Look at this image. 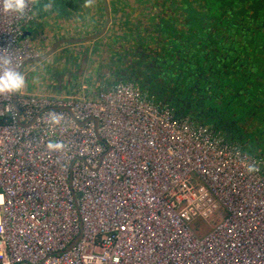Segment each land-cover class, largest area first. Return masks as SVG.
<instances>
[{
    "label": "built area",
    "instance_id": "built-area-1",
    "mask_svg": "<svg viewBox=\"0 0 264 264\" xmlns=\"http://www.w3.org/2000/svg\"><path fill=\"white\" fill-rule=\"evenodd\" d=\"M34 17L0 0V76L39 55ZM78 88L0 94V264H264L262 161L133 82Z\"/></svg>",
    "mask_w": 264,
    "mask_h": 264
},
{
    "label": "trees",
    "instance_id": "trees-1",
    "mask_svg": "<svg viewBox=\"0 0 264 264\" xmlns=\"http://www.w3.org/2000/svg\"><path fill=\"white\" fill-rule=\"evenodd\" d=\"M169 1L162 0L169 13L158 21L157 36L152 39L154 48L149 51L131 48L115 53L109 61L113 66L112 77L105 84L133 82L154 104L167 105L175 118L203 124L262 161L231 136L235 123L230 117L208 115L201 108L212 97L230 96L231 103L237 107L234 119L240 117L238 122L243 132L251 134L258 130V124H263L264 120L252 116V110L257 107H249L259 89L264 92V79L257 78L258 73L264 76V63L260 66L254 62L253 71L247 65L253 63L256 39L264 40V0H179L174 6L171 2L174 10L168 8ZM68 2L72 4L71 0ZM33 22L34 19L22 26L23 33ZM254 32H257L256 38H253ZM158 74L169 79L172 86L165 79V88L154 84L153 75ZM234 82H239L241 87L231 89L228 83ZM202 84L210 85V95H206L207 89ZM190 103L194 105L189 107ZM241 116L254 120L250 124ZM208 120L213 124L207 125Z\"/></svg>",
    "mask_w": 264,
    "mask_h": 264
},
{
    "label": "rangeland",
    "instance_id": "rangeland-1",
    "mask_svg": "<svg viewBox=\"0 0 264 264\" xmlns=\"http://www.w3.org/2000/svg\"><path fill=\"white\" fill-rule=\"evenodd\" d=\"M129 1H133L132 4H135L134 1L137 2V0H118L117 3L116 0H109L108 7L109 5H113L111 6V9H109L111 15V21H113L112 11H113V15L115 13V17L119 14L117 11L113 9H116V6L123 5L124 6L123 11H125L126 8L128 9L129 6H132L130 5L131 3H129ZM139 1L142 2L143 0H139ZM34 7H35V3H34ZM135 11L137 12V9H135ZM121 17H122V21H126L125 19L127 17L125 15H121ZM128 25L137 28L134 29L135 31H133V34H138L143 29L146 31V33H149L148 24H145L144 21L140 20L139 18L131 17L130 19L127 20V23L123 22L121 28L118 29V32L116 34H113V31L116 30V28H113L110 23V25L107 26V29L104 31L102 35H100L98 39L94 41L83 42L82 46H78L77 43L67 44L66 42L58 44L56 46V49L46 59L43 60L44 62L39 63L40 64L39 68L42 69V72L43 71L47 72L45 74H42V79L39 83L40 87L45 88L47 84L48 85L50 84L51 85L50 88L52 89L53 83H55L57 88L62 87L64 89L65 93L56 94L62 96L71 93H76V90L79 89L78 87H80L81 85L88 86L86 83L82 82V80L88 81V79H92L93 77L92 73L98 70L97 65L102 64L101 62L103 59H107V57L113 55L114 52H117L118 50L122 49V47L120 46L121 43L124 44L123 46H128L129 44V42L127 41L128 34L125 32L126 31L125 28ZM54 40H58V39H54ZM33 45L38 49V51L39 50L40 52L44 51V49H41V47H39L34 42ZM29 66L30 64H24L22 70L28 68ZM257 75H258L257 78H259L260 80L262 78L264 79V76L261 73H258ZM259 75H261L262 77ZM153 77H155L156 79V82L153 83L161 88H165L166 84L172 86V84H170L169 82V79L163 78V76L160 74L153 75ZM164 79L166 83L165 85L163 84ZM228 85L231 89H234L235 87H241L239 82L228 83ZM202 88H206L207 89L206 95H210V89H211L210 85L207 86L202 84ZM142 92L146 93L143 90ZM263 95L264 92L262 91V89H259L257 93V98H255L254 101L251 102V106L249 107V109L253 107L252 105L257 107L255 111L252 110V116L257 117L258 118L257 120L259 119L264 120V99L262 98L260 100V98ZM217 98L212 97L209 100H207V102H205L204 104V108L202 107L201 110L205 111L208 115H212V116L230 117L231 120L234 121L235 123L234 131L230 132L231 136L236 138L243 145L244 150L256 154L264 162V122L263 124L262 123L258 124L257 126L258 130L251 132V134L243 132V130L240 129L239 127L238 121L240 117L236 120L234 119L237 116V114L235 113L237 111L236 110L237 107H235L236 103H231L230 96H226L225 98H223L221 97V95H219V97ZM193 105L194 103L188 104L189 107ZM196 109L197 108L195 106V110ZM188 111L190 112V110ZM241 118H244L243 119L244 121L246 120L249 121L250 124L254 120L253 118H247L244 116H241ZM212 124L213 123L210 120H208L207 125H212ZM191 228L193 230L200 231L197 235L201 236L206 232V230L207 231L209 230L210 225H208L206 221L202 219H197L191 224Z\"/></svg>",
    "mask_w": 264,
    "mask_h": 264
},
{
    "label": "crops",
    "instance_id": "crops-1",
    "mask_svg": "<svg viewBox=\"0 0 264 264\" xmlns=\"http://www.w3.org/2000/svg\"><path fill=\"white\" fill-rule=\"evenodd\" d=\"M68 1L34 0V22L26 28L24 33L28 34V38L32 42L44 49L41 52L39 50V55L45 54L55 41H59V39H78L104 30L106 16L101 0H93L91 7L85 6L86 0H82V2L80 0H71L72 4H69ZM55 4H58V7H52ZM111 6L113 5H109V9H111ZM82 44L83 42L77 43L78 46H82ZM122 45L124 44L121 43L120 46ZM113 57L114 54L107 57V59H103L102 64H98L99 66L97 65L98 70L92 73V79H88V81L82 80L88 85L90 91L95 92L100 83H108L107 80L111 79L113 66L109 61L111 62ZM42 62L44 61L30 60L25 63L30 64V66L19 71L20 74L24 75L26 81L25 87L20 91L27 94L40 93L48 96H57L56 94L65 93L64 89L60 86V88H57L55 83H53L52 89L50 84H47L45 88L40 87L39 83L42 79V74L47 73L45 71L42 72V69L39 68V63Z\"/></svg>",
    "mask_w": 264,
    "mask_h": 264
},
{
    "label": "water",
    "instance_id": "water-1",
    "mask_svg": "<svg viewBox=\"0 0 264 264\" xmlns=\"http://www.w3.org/2000/svg\"><path fill=\"white\" fill-rule=\"evenodd\" d=\"M155 3V0H153ZM173 2V6L176 3V1L178 0H172ZM102 5H103V9L105 12V16H106V26L104 28L103 31H99L93 35H87L86 37H81V38H72V39H59V41L55 42L49 49L48 51H46L45 54L39 55L31 60H35V61H42L45 58H47L55 49L56 46L60 43L66 42V43H82V42H87V41H94L96 39H98L100 37V35H102L104 33V31L107 29V26L110 25L113 28H116V30L113 31V34H116L118 32V29L121 28L123 22L127 23V20L130 19L131 17H136L139 18L140 20H143L145 24H148L149 28V33H146V31L143 29L140 33L138 34H133V31H135L134 28L131 25H128L125 29H126V33L127 35V41L129 42L128 46H121L122 49L118 50V51H125L127 49H140L143 48L145 51H149L152 48H154V43L152 39H156L157 36V30L156 28L159 27V23H157L156 21V16H157V12H156V3H151L150 5H146V3L144 1H134L135 4H132L133 1H129V3H131L129 6V8L125 11H123L124 6L120 5V6H116V9H113L115 11H117L119 14L115 17V13L113 15V11H112V18L113 21H111V15L109 12V7H108V2L109 0H101ZM116 2L118 3V0H116ZM141 2V3H140ZM145 3V4H144ZM135 5V6H134ZM137 6V7H136ZM135 9H137V12L135 11ZM163 9L164 11H167L166 9V4L163 5ZM168 12V11H167ZM169 13V12H168ZM121 15H125L127 18L125 19L126 21H122V17ZM94 19V18H93ZM139 30V29H138ZM257 37V32H254L253 38ZM226 41V40H225ZM231 42H233V40H231ZM255 43H257V45L255 47H253L252 49V58H253V63H250V65H247L248 70H255L254 69V62L259 63L260 66L261 63H264V40H258V38L256 39ZM130 45V46H129ZM230 45H234V44H230ZM223 48H226V50L231 49L230 46H223ZM117 51V52H118ZM144 51V52H145ZM117 52H114L117 53ZM30 61V60H28ZM26 61V62H28ZM258 66V65H257Z\"/></svg>",
    "mask_w": 264,
    "mask_h": 264
},
{
    "label": "clouds",
    "instance_id": "clouds-1",
    "mask_svg": "<svg viewBox=\"0 0 264 264\" xmlns=\"http://www.w3.org/2000/svg\"><path fill=\"white\" fill-rule=\"evenodd\" d=\"M28 0H3V11L5 13L14 12L16 14H23L24 9L27 7ZM93 0H86L85 6L91 7ZM26 81L23 74L17 71H6L3 76H0V94L8 92L9 94L13 92H19L25 87ZM54 121L53 123H59L62 117L56 113H53ZM66 144L63 141L49 140L46 143V149L49 152H62L66 149ZM248 172L255 171L254 166L248 167ZM4 203L3 196L0 195V204Z\"/></svg>",
    "mask_w": 264,
    "mask_h": 264
},
{
    "label": "flooded vegetation",
    "instance_id": "flooded-vegetation-1",
    "mask_svg": "<svg viewBox=\"0 0 264 264\" xmlns=\"http://www.w3.org/2000/svg\"><path fill=\"white\" fill-rule=\"evenodd\" d=\"M143 1L146 3V5H150L151 3H154L153 0H143ZM171 2H173V1L172 0L169 1L168 8L171 10H174L175 7L171 6ZM178 2H179V0L176 1L177 4H178ZM155 3H156L155 8H156V12H157L156 21L158 23V21L160 20L161 17L167 16L169 10L166 8L168 12L164 11V9H163L164 4H162L163 3L162 0H155ZM156 30L158 31V28H156Z\"/></svg>",
    "mask_w": 264,
    "mask_h": 264
},
{
    "label": "bare ground",
    "instance_id": "bare-ground-1",
    "mask_svg": "<svg viewBox=\"0 0 264 264\" xmlns=\"http://www.w3.org/2000/svg\"><path fill=\"white\" fill-rule=\"evenodd\" d=\"M24 94H27V93H24ZM207 232V231H206ZM77 239L78 238H74V239H72L71 241H67L66 243H65V245H64V247H63V251H70V250H72V248L74 247V245H75V243H76V241H77Z\"/></svg>",
    "mask_w": 264,
    "mask_h": 264
}]
</instances>
